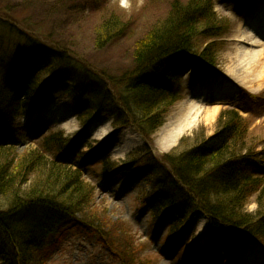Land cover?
<instances>
[{"label":"trees","instance_id":"16d2710c","mask_svg":"<svg viewBox=\"0 0 264 264\" xmlns=\"http://www.w3.org/2000/svg\"><path fill=\"white\" fill-rule=\"evenodd\" d=\"M228 1L239 10L250 0ZM228 27L227 19L217 17L214 0H173L168 14L135 40L130 68L120 75L80 57L73 34L64 35L63 47L11 27L0 37V264H49L70 235L95 241L119 264H137L134 250L94 207L95 187L82 176L86 157L93 158L95 176L104 182L120 181L123 189L146 183L142 208L154 225H166V242L178 247L193 233L196 215L205 217L213 246L209 264L235 253L238 234L264 245V148L246 146L250 123L239 113L243 109L222 110L212 136L189 144L181 138L161 156L151 143L181 100L182 74L215 69ZM126 28L107 16L94 30V47L104 49ZM63 96L72 99L80 127L76 135L48 133L34 148L18 152L17 120ZM102 116L112 118L113 132L91 142L88 127ZM125 128L143 144L117 163L109 151L115 134ZM74 153L82 162L72 161ZM252 199L256 210L248 212Z\"/></svg>","mask_w":264,"mask_h":264},{"label":"rangeland","instance_id":"374dc122","mask_svg":"<svg viewBox=\"0 0 264 264\" xmlns=\"http://www.w3.org/2000/svg\"><path fill=\"white\" fill-rule=\"evenodd\" d=\"M55 1L0 0V37H5L11 27L32 36L49 37L51 45L63 47L66 42L64 35L73 34L69 36L77 45L74 48L80 57L99 70L120 75L130 68L129 60L135 40L142 38L147 30L168 14L173 0H68L67 5ZM214 4L217 17L227 19L229 23L227 33L220 39L223 46L218 53L216 67L194 76L189 70L182 74L179 81L181 100L170 109L163 126L151 138L156 156L171 151L181 138H186L189 144L195 138L212 136L220 112L231 107L249 112H239L250 123L246 146L257 151L264 148V79L258 84L250 81V76L258 73L256 66L262 67V73L264 71V54L260 55L264 51V23L258 22L260 19L256 17L260 13L264 20V0H250L240 11L235 10L228 0H214ZM109 15L119 18L127 26L126 32L104 49L96 50L93 44L94 30ZM243 53L259 55L257 59H246L248 75L237 68L240 62L238 56ZM251 96L256 98L255 103L251 101ZM214 109L217 112L207 121L206 112ZM187 111L192 113L194 122L177 137L173 145L162 149V131L166 127L173 128L182 119L184 121ZM15 128L21 134L17 151L23 152L34 148L35 143L48 133L62 131L65 136L74 137L80 127L71 97L63 96L43 103L31 116L18 119ZM112 132V118L102 116L93 120L88 127V140L100 142ZM142 144V139L132 128L121 129L115 134L109 157L114 162H123L130 152L140 149ZM80 152L85 154L86 149L82 148ZM85 159L88 166L82 176L95 187L94 207L107 218L105 222L114 235L134 250L133 258L137 264L210 263L213 246L205 232L207 227L202 224L197 227L198 220L204 218L202 215H196L195 229L187 241L176 247L165 240L166 225H154L149 213L142 208L141 196L148 190L146 183L123 189L120 181L104 182L95 176L94 172L98 170L97 166L92 165L93 158ZM72 161L80 163L82 158L74 153ZM255 208L252 199L247 211L253 212ZM238 240L237 251L227 255L221 264H264V245L244 239L239 234ZM198 253L201 257L195 262ZM49 264H119V261L95 241L92 243L79 235H70L52 255Z\"/></svg>","mask_w":264,"mask_h":264},{"label":"bare ground","instance_id":"6f19581e","mask_svg":"<svg viewBox=\"0 0 264 264\" xmlns=\"http://www.w3.org/2000/svg\"><path fill=\"white\" fill-rule=\"evenodd\" d=\"M258 19H260L258 22H263L264 23V20L262 19L263 18V15L260 14V13H257V16H256ZM264 26V25H262ZM253 32L252 30H250V33ZM251 35H253V33H251ZM264 54V51L261 52L260 55H263ZM242 56H238V58L240 59V62H239V65H238V70L243 72V73H246V65H247V60L246 59H249V60H253V59H257V57L259 55L257 54H248V53H243L241 54ZM249 62V61H248ZM258 69V73H254L252 75V77L250 76V81L254 84H258L260 81H262V79H264V71L262 73V68L261 66H256ZM238 71V72H239ZM249 70L247 71V75L249 74ZM244 84V83H243ZM245 85V84H244ZM250 89H253V87H251ZM187 115L184 116V121L183 119L181 120L180 123H183L182 124H177L175 125L173 128H169L167 129V127L162 131V138H161V147L162 149H167L169 148L171 145H173V143L176 141L177 137L182 133L184 132V130H186L187 128H190V126L192 125V123L194 122V118H192V113L189 114V111H187ZM217 112V110H210V111H207V115H206V120L209 121L213 118V116L215 115V113ZM186 114V113H185ZM198 226H200V224H202L203 226L205 225L207 227V221L204 219V218H200L198 220ZM200 229V228H199Z\"/></svg>","mask_w":264,"mask_h":264}]
</instances>
